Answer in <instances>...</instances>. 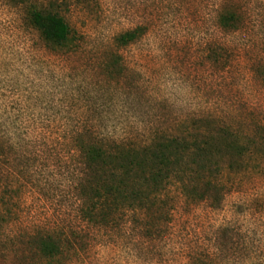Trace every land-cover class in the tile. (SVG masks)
Here are the masks:
<instances>
[{"label":"rangeland","instance_id":"374dc122","mask_svg":"<svg viewBox=\"0 0 264 264\" xmlns=\"http://www.w3.org/2000/svg\"><path fill=\"white\" fill-rule=\"evenodd\" d=\"M37 1L72 35L51 45L21 5L0 0V207L4 196L12 209L0 264L40 262L28 231L77 240L56 264H264V159L224 168L202 201L172 186L170 222L126 215L101 227L79 215L72 142L78 128L139 141L208 113L264 124V0ZM149 227L161 232L145 236Z\"/></svg>","mask_w":264,"mask_h":264},{"label":"trees","instance_id":"16d2710c","mask_svg":"<svg viewBox=\"0 0 264 264\" xmlns=\"http://www.w3.org/2000/svg\"><path fill=\"white\" fill-rule=\"evenodd\" d=\"M10 1L26 10L30 24L47 43L68 44L72 29L61 14L44 10L37 0ZM220 19L227 26L235 15L225 14ZM143 31L139 26L121 33L117 45L131 43ZM118 63L119 58L107 68L112 70ZM241 122L239 126L224 115L208 113L171 129H156L139 141L125 137L109 140L91 129L78 128L72 142L79 153L82 174L76 184L80 217L101 227L112 226L126 215L137 221L170 222L172 186L180 195L202 201L217 191L224 168L239 170L251 160L264 159V124L246 126ZM6 144L0 139V160L4 162L8 157ZM2 197L0 222L7 221V214L12 213ZM155 232L161 229L150 228L145 236ZM22 236L40 260L29 264H56L70 255L69 246L75 248L77 241L51 232L28 231Z\"/></svg>","mask_w":264,"mask_h":264}]
</instances>
